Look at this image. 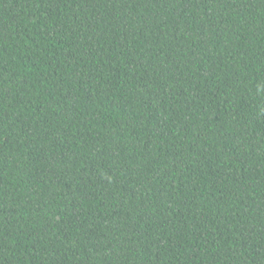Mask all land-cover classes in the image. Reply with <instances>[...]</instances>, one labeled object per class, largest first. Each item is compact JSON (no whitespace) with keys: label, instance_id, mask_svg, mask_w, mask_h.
Segmentation results:
<instances>
[{"label":"trees","instance_id":"16d2710c","mask_svg":"<svg viewBox=\"0 0 264 264\" xmlns=\"http://www.w3.org/2000/svg\"><path fill=\"white\" fill-rule=\"evenodd\" d=\"M0 264H264V0H0Z\"/></svg>","mask_w":264,"mask_h":264}]
</instances>
